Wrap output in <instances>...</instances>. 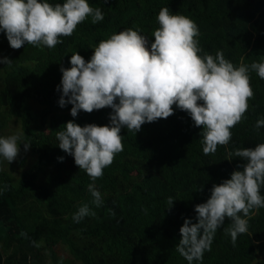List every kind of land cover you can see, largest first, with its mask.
I'll return each instance as SVG.
<instances>
[{
    "label": "trees",
    "instance_id": "trees-1",
    "mask_svg": "<svg viewBox=\"0 0 264 264\" xmlns=\"http://www.w3.org/2000/svg\"><path fill=\"white\" fill-rule=\"evenodd\" d=\"M88 3L100 8L104 19L93 24L88 17L52 49L27 43L13 49L0 31V61L12 60L10 66L0 62V137L24 133L17 167L28 155L34 158L15 173L14 166L5 168L12 162L0 156V264H188L175 249L185 218L196 223L195 205L206 202L213 185L242 170L246 161L230 153L264 143V127H254L264 119V79L250 72L254 97L231 129L230 142L218 145L214 154L204 155L202 126L196 127L190 114L175 105L168 118L146 122L135 134L122 127L123 151L94 182L102 197L96 207L88 191L93 181L58 146L57 133L70 120L80 126H110L113 109L80 110L73 117L70 103H58L61 67L70 68L76 52L90 60L101 40L128 28L145 35L150 47L164 7L198 25L199 55L222 50L234 66L264 62V0ZM24 142L31 144L27 151ZM260 194L264 196V186ZM170 196L174 203L167 208ZM85 203L96 215L74 222L73 214ZM230 223L226 217L211 250L193 264H264V208L253 210L249 230L235 246L224 231Z\"/></svg>",
    "mask_w": 264,
    "mask_h": 264
},
{
    "label": "clouds",
    "instance_id": "clouds-1",
    "mask_svg": "<svg viewBox=\"0 0 264 264\" xmlns=\"http://www.w3.org/2000/svg\"><path fill=\"white\" fill-rule=\"evenodd\" d=\"M88 17L93 24L104 19L101 9L91 7L88 0H64L54 5L48 0H0V31L6 33L13 49L25 43L55 48L62 43L61 37L71 36ZM156 20L159 27L153 32L155 39L150 47L145 35L128 28L101 40L90 60L76 52L70 58L71 67H61L58 90L62 88V95L58 103L61 107L70 103L73 117L80 110L91 113L105 107L113 109L110 126H80L70 120L57 133L58 146L74 156L75 164L93 181L88 191L96 207L101 206L102 197L94 182L123 151L122 127L135 134L146 122L168 118L175 105L190 114L196 127L202 126L204 155L214 154L218 145L230 142L231 129L242 121L248 101L254 97L250 72L264 79V62L234 66L222 50L215 56L199 55L200 32L192 19L164 7ZM0 62L10 66L12 60L4 57ZM254 127H264V119H258ZM23 135L0 137V156L8 163L17 158ZM30 145L24 142L25 151ZM230 155L246 161L242 170L213 185L206 202L195 205L197 222L185 218L179 230L181 239L175 249L188 264L202 261L204 252L211 250L214 235L226 217L231 223L224 231L235 246L238 236L248 232L253 210L264 208V196L260 194L264 186V143L236 149ZM58 159L62 161L63 157ZM3 191L0 188V194ZM167 203L170 208L174 199L168 197ZM95 215L85 203L72 219L78 223Z\"/></svg>",
    "mask_w": 264,
    "mask_h": 264
},
{
    "label": "rangeland",
    "instance_id": "rangeland-1",
    "mask_svg": "<svg viewBox=\"0 0 264 264\" xmlns=\"http://www.w3.org/2000/svg\"><path fill=\"white\" fill-rule=\"evenodd\" d=\"M18 158L15 159V161L17 160ZM34 160V158L31 157V155H28L25 159H24V164L21 165L20 167H17L16 166V163L15 161H12V164H8L5 166V168L9 169V167H13L12 169L16 172H19L20 170L24 169V168H27L29 166V164Z\"/></svg>",
    "mask_w": 264,
    "mask_h": 264
}]
</instances>
